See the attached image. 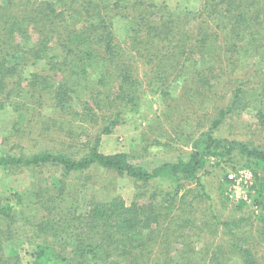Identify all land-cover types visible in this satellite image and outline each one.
<instances>
[{"label": "trees", "instance_id": "obj_1", "mask_svg": "<svg viewBox=\"0 0 264 264\" xmlns=\"http://www.w3.org/2000/svg\"><path fill=\"white\" fill-rule=\"evenodd\" d=\"M191 13L158 0H0V110L16 117L1 136L0 167L39 175L0 194V264H22L5 253L8 241L28 244L30 264H264V146L213 134L244 112L264 131V0H200ZM114 19L122 20V39ZM255 57L260 65L247 67ZM90 81L105 92L87 94ZM144 84L163 98L180 85L179 100L151 125L154 143L169 141L165 123L173 130L189 109L212 113L175 161L148 167L124 151L102 153L97 141L79 142L83 126L64 135L45 111L49 104L89 115L82 120L99 128L98 140L124 108L138 107ZM217 92L229 95L223 107ZM236 156L254 171L256 216L243 202L238 215L225 216L199 174L211 157ZM92 169L140 188L129 204L119 195L97 200ZM183 181L193 186L180 194Z\"/></svg>", "mask_w": 264, "mask_h": 264}, {"label": "rangeland", "instance_id": "obj_2", "mask_svg": "<svg viewBox=\"0 0 264 264\" xmlns=\"http://www.w3.org/2000/svg\"><path fill=\"white\" fill-rule=\"evenodd\" d=\"M159 2L165 1L171 7L178 6L183 12H192L194 15L195 11L198 10L200 0H158ZM111 3V2H110ZM114 30L119 39L123 38V25L122 20L114 19ZM260 60L258 58H250L247 60V67H257L260 65ZM175 83V82H172ZM96 87L94 89V86ZM177 85V88H174ZM87 94L96 91L105 92V87L94 84L90 81L88 86ZM180 85L173 84L170 87L171 94L169 97L163 98L159 91L150 94V88L146 84L142 85L139 98L136 100L138 104L135 105L138 109L131 111L124 108L122 112V120L111 127L110 132H101L98 140H96V132L99 128L91 126L90 122L85 123L82 119L89 117H80L74 114L72 111L59 110L57 107H51L46 104L45 111L46 114L54 115L55 119L60 121L62 132L65 135V131L74 129L75 133L80 132V128L83 126L84 131L79 134V142L87 146L95 143L97 141L98 151L110 154L114 152L124 151L130 154L134 160L142 165L152 167L158 163L165 161H175L179 154H185L191 150V141L200 131H204L209 127V121L212 117L211 114L203 115L206 108L202 109L199 113L195 115L193 110H188L184 113L183 119L180 121L172 122L171 124L165 123V130L170 133V140L163 136L160 138V143H154V139L157 137L156 132H151V125L157 117H161V113L166 109V104L173 100L178 99V93L180 92ZM149 89V90H148ZM169 89V88H168ZM169 91V90H167ZM215 95L217 106L223 107L229 100V95L225 97L222 96V92H217ZM140 99V100H139ZM214 100V99H213ZM184 107H180L179 110ZM59 111L60 114H54ZM82 111V110H81ZM97 112L96 108L94 110ZM209 111V110H208ZM86 112V111H85ZM115 109H110L107 113L99 118H97V125H104L106 119L111 114L115 113ZM177 112V111H175ZM199 119H196L198 118ZM15 114L10 107H5L0 110V140L2 135L6 130L10 128L12 122L15 120ZM165 122V120H163ZM156 122V121H155ZM257 119L251 113L244 112L242 115L231 116L228 115L224 123L220 125L219 128L213 129V134L220 138H230L251 142L256 145L264 146V131H261L259 126H257ZM176 127V128H175ZM1 142V141H0ZM88 143V144H87ZM56 144V141L53 143ZM52 144V145H53ZM77 149V148H76ZM234 155V154H233ZM241 169H249L252 172V183L249 186V197L250 201H243L240 198L237 200L230 195V182L227 179L228 171H238ZM91 177V184L94 187L92 192L94 193V198L97 200L107 199L114 196H121L125 199L126 203L129 204L135 195V193L140 188L139 184L120 177L113 172H104L103 170L95 171L94 169L89 171ZM207 191L212 199L216 201L217 207L223 210L225 216L228 215H238L239 211L236 207L239 202L245 203L244 209L247 208L253 216L259 213V206L253 205V193L255 184V176L253 169L249 166L244 158L231 157V158H221L220 161H216L213 157L209 158L205 168L199 172ZM88 175L85 172L82 174ZM39 175L31 172L28 169H21L15 172L14 168L3 170L0 167V194H8L10 191H18L22 188L27 187L32 181H35ZM183 186L179 193L181 194L186 188L192 187V184H187L182 182ZM220 184L223 186V191L220 190ZM153 182H149L142 186L141 188L149 189L153 186ZM86 185V190L88 193L91 191V187ZM166 185H162V188ZM161 188V187H160ZM83 190V191H84ZM87 192L85 194H87ZM223 193V194H222ZM242 209V210H244ZM246 209V210H247ZM189 233H192L191 228H189ZM29 246L26 243H17L15 241H8L4 243V251L8 255L19 254L22 258V264H30V258L27 251Z\"/></svg>", "mask_w": 264, "mask_h": 264}, {"label": "built area", "instance_id": "obj_3", "mask_svg": "<svg viewBox=\"0 0 264 264\" xmlns=\"http://www.w3.org/2000/svg\"><path fill=\"white\" fill-rule=\"evenodd\" d=\"M227 179L230 182V195L236 200L250 201L249 186L252 183V172L249 169L228 171Z\"/></svg>", "mask_w": 264, "mask_h": 264}]
</instances>
